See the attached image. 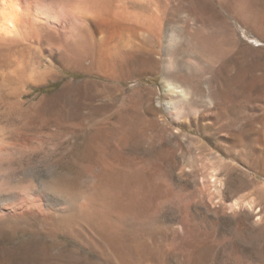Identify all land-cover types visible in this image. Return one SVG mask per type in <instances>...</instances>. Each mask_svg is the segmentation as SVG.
<instances>
[{
    "label": "rangeland",
    "instance_id": "rangeland-1",
    "mask_svg": "<svg viewBox=\"0 0 264 264\" xmlns=\"http://www.w3.org/2000/svg\"><path fill=\"white\" fill-rule=\"evenodd\" d=\"M7 1L0 264H264V0Z\"/></svg>",
    "mask_w": 264,
    "mask_h": 264
},
{
    "label": "bare ground",
    "instance_id": "bare-ground-1",
    "mask_svg": "<svg viewBox=\"0 0 264 264\" xmlns=\"http://www.w3.org/2000/svg\"><path fill=\"white\" fill-rule=\"evenodd\" d=\"M10 2L7 0H0V39H4L10 34L13 35V33H16L18 29V20L15 13V10L13 6L11 7L9 5ZM10 6V7H9ZM12 8V9H11ZM182 37V33L179 34ZM172 38V36H171ZM183 39V38H181ZM5 40V39H4ZM190 44V43H189ZM173 76L179 74L177 73H171ZM183 86H180L179 84L173 82L169 83L168 85V91H175L178 89H183ZM186 89V88H184ZM185 90H182V93H184ZM8 179V181H7ZM0 180L4 181L0 183V223H2L4 220L14 217L16 215H25L27 213H35V211L39 208L38 201L35 198V192L37 189H35L34 185H30L26 188L24 191V201H18L17 195H16V189L14 186L13 179L11 177H0ZM17 182V181H16ZM10 184L13 185L9 190L3 188V185ZM62 213V215L66 214V209H60L58 210ZM49 212V211H48Z\"/></svg>",
    "mask_w": 264,
    "mask_h": 264
}]
</instances>
